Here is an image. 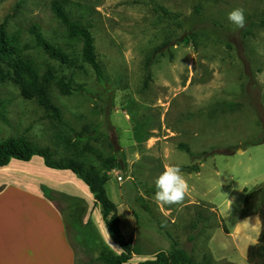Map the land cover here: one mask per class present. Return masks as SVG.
I'll list each match as a JSON object with an SVG mask.
<instances>
[{
    "label": "rangeland",
    "instance_id": "rangeland-1",
    "mask_svg": "<svg viewBox=\"0 0 264 264\" xmlns=\"http://www.w3.org/2000/svg\"><path fill=\"white\" fill-rule=\"evenodd\" d=\"M51 1L0 0V23L30 46L29 28L36 24L46 39L79 57L81 43L68 38L64 25L50 9ZM66 1L69 17L90 30L102 73L96 75L79 60L82 69L74 74L71 68L62 66L58 74L72 76L76 90L70 95L52 90V99L60 109L59 120L49 118L34 101L24 99L12 83L0 82V139L23 135L34 145L48 147L52 158H58L68 152L76 134L86 127L80 146L89 141L103 156L115 152L119 158L121 169L116 166L109 170L106 191L122 219V233L128 235V211H134L138 215V237L144 227L149 235L160 234L169 244L153 243L151 251L156 247L168 249L170 236L198 261L205 251L217 258L222 249L219 243H231L222 224L230 230L235 227L244 188L250 190L264 182V141L246 145L241 153L223 152L264 137V27L254 25L264 12V0ZM196 5H200V13H195ZM236 7L245 10V26L240 29L226 19ZM248 15L253 16L250 21ZM189 32H195L194 39L183 37ZM164 42L168 45L154 52ZM28 51L38 61L58 66L40 49L30 47ZM221 100L237 101L246 108L226 114L230 119L220 132L201 131L223 125L221 118H209L206 112ZM136 125L142 136L140 142L133 134ZM192 129L200 130V137L216 139L198 160L179 147ZM148 134L151 136L146 139ZM234 134L236 137H229ZM186 141L193 144L197 137L192 133ZM90 160L96 162L93 156ZM196 161L202 164L200 172H192L189 179L187 173L192 168L181 167L188 185L184 200L176 205L157 203L154 179L171 164L194 165ZM38 164L33 160L11 165L10 171H0V177L23 181L37 171ZM190 182L199 202L209 204L221 215L210 216L207 222L216 226L208 225L205 230L188 227L196 214ZM83 211L98 216L100 206L93 202L88 209L76 206L68 212L80 216ZM211 230L215 231L209 243L211 252L206 244L196 246L187 238L192 233L195 241L202 243L204 234ZM68 234L76 264H102L96 259L102 249L116 252L112 247L116 245L110 239L111 246L105 243L90 219L81 227L69 222ZM228 254L242 260L234 252ZM215 263L231 264L220 259Z\"/></svg>",
    "mask_w": 264,
    "mask_h": 264
},
{
    "label": "trees",
    "instance_id": "trees-1",
    "mask_svg": "<svg viewBox=\"0 0 264 264\" xmlns=\"http://www.w3.org/2000/svg\"><path fill=\"white\" fill-rule=\"evenodd\" d=\"M50 9L54 17L64 25L68 38L78 40L81 43L79 57L73 56L66 48L46 39L36 24L31 25L29 28L33 41V45L30 46L28 43H22L19 34L8 33L5 24L0 23V82L8 81L12 83L24 99L34 101L46 112L49 118L59 120L61 116L60 109L52 99V90L56 88L62 95H70L76 90V84L72 76L58 74L62 66L65 65L67 68H71V73L74 74L77 70L82 69V65L78 64L79 60L89 65L96 75H101L102 67L96 56L94 39L90 30L81 22L72 20L69 17L67 1L52 0ZM194 11L200 13V5L194 6ZM251 18H253L252 15L247 16L249 21ZM254 25L264 27V12L260 18L254 20ZM187 35L194 39L196 34L195 32H189L184 34L183 37ZM167 45V42L162 43L154 52ZM30 47L40 49L49 58L55 60L58 66L38 61L28 51ZM85 131H87L86 127L82 129L80 135L77 133L76 142H71V148H68V152L61 154L58 158H52L48 147L34 145L23 135L0 139V167L6 165L11 159L27 161L32 156L38 155L42 157L44 164L48 167L71 170L86 184L94 202L100 206L101 217L108 229V235L111 241L120 248L118 253L109 248H104L99 252L96 259L102 264H132L128 261L136 249L122 233L117 206L109 198L106 191V183L109 180L108 172L116 166L120 167L119 158L115 152L103 156L89 141L80 146L79 143H82V135ZM133 134L137 142L142 141L139 126H135ZM150 136L151 134H148L146 139ZM262 141H264V137L244 142V144ZM179 147L188 150L186 144L180 143ZM91 156L94 157L95 163L90 160ZM184 168L197 169V165L195 163ZM192 207L196 214L187 224L190 229L200 230L209 221L210 216L217 217L216 212L207 203L200 202L199 204H193ZM209 207L211 208L209 209ZM253 213H258L264 221V185L250 189L245 195L240 216ZM208 225L214 227L216 223H207ZM222 229L225 232L227 231L223 224ZM187 238L192 241L195 239V234L190 233ZM169 239L170 248L168 250H159L152 258L139 261L136 264H216L208 251H205L201 260L198 261L189 251L179 245L177 239L170 236ZM259 243L258 246L253 248L252 256L264 260V231L259 238Z\"/></svg>",
    "mask_w": 264,
    "mask_h": 264
},
{
    "label": "crops",
    "instance_id": "crops-1",
    "mask_svg": "<svg viewBox=\"0 0 264 264\" xmlns=\"http://www.w3.org/2000/svg\"><path fill=\"white\" fill-rule=\"evenodd\" d=\"M229 105L231 106L230 109ZM242 106V103L231 100L214 102L208 107L207 115L209 118H216L217 120L221 118L223 125L219 128L217 126L201 131H206V133L220 132L226 128L228 119H230L225 115L232 112H243L242 108L246 107ZM212 111L213 113L211 114ZM254 117L260 127L258 118L256 115ZM168 128L171 127L168 126ZM194 130L192 129L184 135V143L182 144L187 143L186 137L189 136L190 138L193 133L197 137V141L193 144L187 143L188 150L185 151L191 158L198 160L201 154H205V151L207 152V148L210 146L209 143L216 142V139L200 137V130ZM232 136L233 138L236 137L235 134L229 137ZM246 145L248 144H239L234 151L230 152L226 151L225 148L223 152L226 154L241 153ZM33 160L39 162L38 169L37 171H32L29 174L31 177L28 179L22 181L20 178L0 177V264H76L75 250L68 234L69 222L73 227H81L90 219L98 227L105 243L110 245L108 229L102 218H100V213L98 216L95 214L89 216L88 211H83L80 216H73L68 212L76 206L81 208L86 206L88 209L94 202L86 184L71 170L48 167L44 164L42 157L34 155L27 161L11 159L6 165L0 167V171L7 172L10 171L11 165L14 166L18 163H27ZM28 165H31V163ZM190 165L180 166L186 167ZM196 165L197 169L189 170L187 173V179H189L188 176L192 172L195 175L200 172L201 162L196 161ZM190 184L191 188L189 187V191L190 196L193 197L192 204H199V197H195L192 194L194 191L193 183L190 182ZM260 185H264V182L255 187ZM244 190L246 193L249 191L246 188ZM240 212L238 214L239 220L235 227L231 230L227 228L226 232L223 230L231 239L230 245L219 243L222 248L220 250L221 253L214 260L220 259L223 263L228 262L231 264H244L243 261L249 264H264V260L256 259L252 256L253 248L260 244L259 238L264 231V221L258 213L240 216ZM136 215L134 211H128L129 233L128 235L124 234L136 249L128 261L132 264L152 258L156 252L163 249L156 247L151 251V245L166 241L160 234L157 236L149 235L144 227H142L144 229L143 234L138 237V215L137 217ZM218 215L221 217L220 214ZM121 225L122 219L120 218V227ZM206 227L207 223L203 229L205 230ZM214 232V230H211L207 232L208 234H204L202 243L199 240L196 242L195 239L192 242L196 246L204 243L208 249L209 243L214 240ZM82 236L84 237V235ZM77 237L79 240V236ZM165 244L169 245L168 242H165ZM116 246L117 248H115ZM116 246L112 247L118 253L120 248L118 245ZM168 249H165V251ZM137 252L140 256H136ZM229 252L236 253L243 261H237L228 254Z\"/></svg>",
    "mask_w": 264,
    "mask_h": 264
},
{
    "label": "clouds",
    "instance_id": "clouds-1",
    "mask_svg": "<svg viewBox=\"0 0 264 264\" xmlns=\"http://www.w3.org/2000/svg\"><path fill=\"white\" fill-rule=\"evenodd\" d=\"M230 25L240 29L245 26V10L233 8L226 14ZM155 201L161 205L180 204L187 193L188 185L179 164L167 166L153 181Z\"/></svg>",
    "mask_w": 264,
    "mask_h": 264
}]
</instances>
